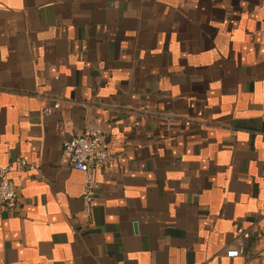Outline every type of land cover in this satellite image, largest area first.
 Listing matches in <instances>:
<instances>
[{
	"label": "crops",
	"instance_id": "obj_1",
	"mask_svg": "<svg viewBox=\"0 0 264 264\" xmlns=\"http://www.w3.org/2000/svg\"><path fill=\"white\" fill-rule=\"evenodd\" d=\"M91 127L116 159L87 217L63 149ZM16 157L39 170L0 204V264H264V0H0Z\"/></svg>",
	"mask_w": 264,
	"mask_h": 264
},
{
	"label": "built area",
	"instance_id": "obj_2",
	"mask_svg": "<svg viewBox=\"0 0 264 264\" xmlns=\"http://www.w3.org/2000/svg\"><path fill=\"white\" fill-rule=\"evenodd\" d=\"M59 109L60 104L55 103L53 108L47 109L44 113L51 114ZM63 157L75 171L84 174L81 197L83 211L87 217H92L94 198L99 189V185L95 180V171L105 168L116 159L108 135L102 127H91L84 133L76 135L65 142ZM38 170L39 166L31 165L23 157H16L8 165L0 164L1 210H8L17 201L19 185L16 176L29 175ZM256 233H258L257 226L251 229L239 228L237 238L226 249V256L236 259L244 255L247 242Z\"/></svg>",
	"mask_w": 264,
	"mask_h": 264
}]
</instances>
